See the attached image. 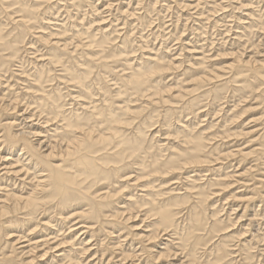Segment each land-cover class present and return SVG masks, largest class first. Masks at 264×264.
Returning <instances> with one entry per match:
<instances>
[{"label": "rangeland", "instance_id": "obj_1", "mask_svg": "<svg viewBox=\"0 0 264 264\" xmlns=\"http://www.w3.org/2000/svg\"><path fill=\"white\" fill-rule=\"evenodd\" d=\"M11 1L14 2L13 5H12ZM49 1L50 0H37V1L36 0H24V1H22V0H6L5 6L7 8L8 14H7L6 10H5V12H3V10L0 11V12H3V14L0 13V25H4V26H2L4 33H7L10 38H13L14 34L17 32L16 24L21 21L20 16H22V14H23L22 11L19 9V8H21V5L22 4L25 5V3H26V5H25L26 7L31 6V7H35L37 9V11H36L37 13H36L35 17H33L29 23L31 32L27 35L26 40L23 43L19 44V46H18L19 51H18L17 55L12 58L14 60L11 62L10 68L8 70L6 69V70L0 71V99L3 100L0 103V105H1L0 106V155H1V157L3 156L2 158L0 157L1 158V161H0V179H1L0 180V184H1L0 185V194H1L0 195V197H1L0 202H2V203H0V206H2V205L3 206H9V209H8L9 212H8V214L4 215L5 217L4 216L1 217V220H2L1 223H2V225L5 224V227L8 226L6 228L7 229L9 228V235H10V236H6V238H3V236H2V238L0 239V256H1L0 257V264H2L1 258H3V255H4V257L7 256L6 258H12L14 261H16L14 263H6L5 262L4 264H18V263H21V264H56V263L62 264L63 263V264H65L66 261H67L66 264H82V263L83 264H97V263L98 264H138V263L139 264H171V263L175 264L176 262H177L176 264H178V263L181 264L180 262H184L185 264H208L207 261L214 260V258H215L214 255L216 254L215 247L219 244V242H220V244H223L224 246H226L228 255L224 256L223 260L217 262L218 264H223V263L224 264H234V263L235 264H242L243 262L248 261V260L247 261L244 260V258L248 254L250 255V257L252 256L251 258H249V261L251 263H252V260H256V261H254L255 264H257L258 262H260L258 264H264L263 263L264 262V260H263L264 259V256H263L264 255V241H262V239H264L263 238L264 237V229H263L264 221H263V218L261 217L262 215H264V205H263L264 203H263V201L261 202V200H260L261 196L263 195L262 193L264 191V155H263V151H264L263 150L264 149V146H263V144H264V138H263L264 137V81L263 80L264 79L262 80L259 78L257 81V77L256 78L254 77L255 74L251 73L252 70L254 71V68H252V67H255V65H256V67L258 65H261V64L264 65V0H214V1H212V0H180V1L179 0H92V1L91 0H84V1L83 0H79V1L78 0H70V1L69 0H54V1L51 0V2H49ZM55 1H58V3ZM59 1H62V2H60L61 4L59 3ZM64 1H65V3H64ZM242 1H243V3H242ZM70 2H72V3H70ZM38 3H40V4L38 5ZM62 3H63V5H62ZM75 3H78V4H75ZM59 4H60V6H59ZM74 5H77V7H75ZM44 6L45 7L48 6L49 8L48 7L45 8ZM55 6L57 8H55ZM65 6L66 7L69 6L68 7L69 9L66 8ZM83 6H84V8H83ZM89 6H91V7H89ZM39 7L42 8V10ZM74 8H75V10H74ZM44 9H45V11H44ZM57 9H58V11H57ZM76 9H78V10L81 9V10L78 11ZM51 10H53V12ZM81 11H82V13H80ZM40 12H42V13H40ZM45 12L47 13V16H46ZM49 12L52 13L53 18ZM67 12H69L70 14ZM20 13H21V15H20ZM124 13H125V15H124ZM5 14H7V16ZM10 15H12V16H10ZM76 16H78L80 19H77L78 17H76ZM9 17H11V20H9ZM64 17L66 19H64ZM18 18H20V19H18ZM70 18L73 19V20H71V22H69ZM24 19L27 20V18H25V17H24ZM110 20L112 21L113 24L111 23ZM16 21H17V23H15ZM42 21H44V22L42 23ZM77 21H79L81 23H79ZM72 22H73V24H72ZM128 23H129V25H128ZM33 24H35V26H33ZM58 25H59V27H58ZM65 25H66V27H65ZM75 25H77V26H75ZM39 26H46V27L43 28V27H39ZM69 26L70 27L74 26L76 28H78V26H79V28L77 30L76 28H73V27L70 28ZM120 26H122V27H120ZM52 27H53V29H52ZM5 28H6V30H4ZM54 28L56 29V31ZM57 28L58 29L61 28L59 32L57 31ZM63 28L66 30H64ZM80 28H82V29H80ZM87 29H89V30H87ZM40 30L42 33L38 32ZM44 30L46 31V33L44 32ZM114 30H116V31H114ZM49 31H50V33H48ZM53 31H54V33H53ZM124 31H126L125 35H124V33H125ZM9 32L10 33L12 32V33L9 34ZM64 33H66V34L63 35ZM69 34L70 35L72 34L73 36L72 35L70 36ZM94 34H96V36ZM36 35H37V37H36ZM84 35H86V37H84ZM195 37H196V39H195ZM61 38L64 39L65 42L63 40H61ZM79 38H81V39H79ZM85 38H87V39H85ZM67 40L69 41V43L71 45H68L69 43ZM87 40H90V42H88ZM101 40H105L106 42L104 44H100ZM85 41L88 43L87 45H86ZM61 43H62V46H61ZM118 43H119V45H118ZM248 43H249V45H248ZM254 44H255V46H254ZM82 45H83V47H81ZM64 46L67 50L64 48ZM70 46H71V48H70ZM246 46H247V48H246ZM166 47H168L167 51L165 49ZM65 50L68 52H66ZM70 50H71L72 54H71ZM83 51H85V52H83ZM257 51H259L260 53ZM33 52H34V54H33ZM58 52H59V61L53 62L52 58H53L54 54L55 53L57 54ZM90 52L93 53V57H92V55H90L91 54ZM106 52H108V53H106ZM5 53H7V51ZM100 53H102V54H100ZM240 53H241V55H240ZM75 54L76 55L78 54V55L76 56ZM86 54L87 55L89 54L90 56L88 55L89 56L88 57ZM94 54L96 55V57ZM109 55H110V57H108ZM147 55H148V57H146ZM150 55H151V57H150ZM235 55H236V58L238 56L237 59H239L240 61L242 60V62H240L239 60H238L239 61L238 62L236 60V58L234 59ZM203 56H204V58H203ZM49 57L51 58V60ZM111 57H112V59H111ZM126 57H128V58H126ZM155 57H157V58H155ZM124 58H126V59H124ZM207 58H208V60H207ZM109 59H111L112 62ZM157 59H159L161 64H165V65L167 64V66L169 64L168 69L165 71V73L162 75L158 74L157 76H154L153 81H152L153 87H155L156 85H158V87L162 86L161 88H162V90H164L163 96L165 95V98L163 97L164 100L163 99L160 100V98L158 96H155V95L154 96L153 95H146L145 97L144 96L140 97V96H136V95L129 96L128 94H130L132 92V90H127L126 87L123 85L124 77H127V75H129L130 72L132 73L133 68L136 69V68H138V66H147V65L151 66V65H155L156 63H160V62L156 61ZM79 60H81V61L79 62ZM84 60H85V62H84ZM87 60H88V62H87ZM98 60H101V61H98ZM108 60L110 61V64H109ZM113 60L115 62H113ZM121 60H122V62H121ZM147 60H149V61L151 60V63H149V61H147ZM164 60H165V63H164ZM243 60H244V62H243ZM118 61H120V62L118 63ZM152 61H153V63H152ZM245 61L246 62L247 61L252 62L251 63V69L252 70H250V67H248V65H246V66L240 65L242 63L244 64ZM233 62H236V63H233ZM61 63H62V65H61ZM115 63L118 65H116ZM171 63H173L174 65H172ZM231 63H233V64L231 65ZM97 64H98V67H97ZM66 66H69V67H66ZM112 66H114L115 70L113 69ZM64 67L69 68V69L73 68V69L78 70V71H81L82 69L85 70L86 68L90 67L92 71H91V76L89 78V85H90V92L92 94L91 93L88 95L83 94L82 90H84V89L78 87L72 80H70V78L68 77L69 72ZM59 68H61V69L63 68L64 70L63 69L58 70ZM125 68H127V70ZM247 68H249V70ZM238 69L240 72L238 71ZM261 69H262V75L264 76V73H263L264 69L263 68H261ZM96 71H97V73H96ZM237 72L239 73L238 75H237ZM41 73H44V74H41ZM66 73H67V75H66ZM99 73H102V76ZM116 73H117V75H120V77L119 76L117 77ZM231 73L234 75H232ZM61 74H62V76H60ZM97 74H98V76H97ZM227 75H228V77H227ZM252 75H253V77H252ZM220 76L221 77L225 76V77H223L224 79H221ZM103 77L106 79H104ZM208 77H210L211 79ZM212 77H213V80L215 78H218V77L220 79L218 78V79L213 81ZM240 77H242V78H240ZM199 78H202L203 81H201V82L197 81V79H199ZM53 79H54V82H53ZM59 79H60V81H58ZM55 80H57L56 84L58 86L57 85L56 86L58 87V89L55 86ZM61 80H64L65 82L61 81ZM113 81L115 83H113ZM178 81H181V82L178 83ZM191 81H192V83H191ZM93 82H95V84ZM213 82H217V83H213ZM248 83H250V85L252 86V89L247 87ZM105 84H106V86H105ZM116 84H117V86H116ZM54 86H55V88H54ZM169 86H171V87H169ZM179 86L180 87L182 86V88H180ZM60 87H61V89L59 90ZM70 87H71V90L69 89ZM99 87L102 90L99 89ZM108 87H109V89H108ZM39 88H41V89H39ZM105 89L107 91L109 90V92H107ZM49 90H50V92H49ZM98 90L101 92H99ZM183 90H185V91H183ZM190 90H191V93H190ZM65 91H68V92H65ZM113 91H114V94H113ZM176 91L179 93H177ZM180 91L183 92L184 94L181 93ZM186 91H188V93H186ZM44 92L46 94H44ZM64 92H65V94H64ZM69 92L71 94H69ZM79 92H81V93H79ZM57 93H59V94H57ZM102 93H103V95H101ZM120 93H122V94H120ZM172 93H173V96H175V97L172 96ZM192 93H194V95ZM99 94L101 95L102 98L100 97ZM180 94H181V96H180ZM35 95H36V101L37 102L34 99ZM42 95H44L46 98H44V96H42ZM47 95L48 96L56 95L57 97L60 96L59 97L60 99L57 102V104L59 106L61 105V108L59 110H61V113L63 112V114H65V115L70 114L72 110H74V111L76 110L78 113L82 114V116H85L88 113L90 114V111H93L94 107L101 108V107H105L109 104H113V106H116V107H114V109H116V110L118 109L117 111L115 110L116 112L124 113L123 111L120 110V108L128 107L130 109L129 110L130 113L127 114L125 116V118L126 117L130 118V115L135 114V115L131 116L132 118L130 121L133 123H134V121H139V122H135L134 124L132 123L131 126L123 127L122 129L125 131V135L134 136L135 134H138L139 129L137 126H140L142 124V122L144 123V119H148V121L146 123L142 124V127H141L143 130V134H144V141H145L144 144H145V146H147V148H149L150 153H153V154L159 153L160 154V157H159L160 161L161 160L165 161V160L170 159L172 156H174L172 154H174V152H176L177 149L179 150L182 148H186L187 145L184 143V138L182 137V134L184 131L187 132L189 130H192V131L195 130L194 132H200L205 136L206 142H207L205 152H204V156L202 157V163L186 165L183 169H180V171H178V170H175L174 172L170 171L169 172L170 174L166 173V174H164V176L163 175H152L151 176V175L142 173L141 170H138L137 164H131L130 168L126 169L124 171V173H123L124 175L122 177H120L118 179L115 178V179L111 180V182L107 181V180H103V181L101 180L99 182L98 186L93 187L92 196L93 197L99 196L97 198V200L106 204V206L103 209V213L101 215V217L103 219L100 218V219L96 220V219L91 218L90 215H88V213L91 211L90 206H89V201L86 202V200H84V201L80 200L79 201V200H75V199L72 202H70L71 207L69 206V208H71V209L66 207V210L69 213H67L65 208H64V210L63 209L61 210L60 208H58L59 206H57L56 200H50L48 203L41 205L33 214H28L29 210H27V209H20V210L14 211V210H12L14 206L11 205V202L6 201V199H7L6 193L14 192L17 195L21 194L22 196L23 195L28 196L30 194H33L40 200H46L45 197H46V195H48V190L50 189V187L48 185H46V183H42L43 180L47 179L44 176H46L48 174V172L45 168H40L38 166H37L38 168L36 167L37 161H36V159H33V158H35L32 155L33 153L30 154V152L27 148L23 149V147H18L19 145H17L16 148H15V146H14V148L10 147L9 140L4 141L7 137V131H6V127H4L3 125L10 123V121L11 122L13 121L14 124L10 129L15 133H17L21 129H24L25 131L30 130V128L32 131H36L35 129H37V131H40L42 133L40 135L41 138H40V136H39V138H37L38 136L37 137L34 136V138L31 137L32 139H30V140L34 143V144L32 143L34 146L36 145L37 150L41 155H43L44 153L45 154L48 153L51 150L49 145L51 144L53 146V145L57 144L58 139H60V135H62L63 129L61 128V126L63 124V121H61V120L59 121V119H61V118L55 119V117L53 116L54 114H52L50 112V111H53L52 107L48 108V106L43 105V103H44L43 100L47 99V97H48ZM75 95L77 98L74 97ZM168 95H170V96L168 97ZM89 96L91 99L89 98ZM30 97H32V98H30ZM38 97H40V98H38ZM134 97H137V98L134 99ZM153 98L155 100L154 102L158 101L156 104H154ZM39 99H41L40 102H39ZM75 99H78V100L76 101ZM96 99H98V100H96ZM156 99H157V101H156ZM79 100H80V102H84V103L79 104L80 103ZM94 100H95V102H94ZM124 100H126V101H124ZM136 101H138L139 103L141 102V103L138 104V102H136ZM150 101H152V102H150ZM168 101H169V103H168ZM12 102H13V104H12ZM76 102H77V104H75ZM103 102L106 104H104ZM135 102L137 105L134 104ZM147 102H148V104H147ZM166 102H167V106H166ZM173 102L175 104L176 103L177 104L175 105ZM14 103H17V104H15L16 109H13ZM49 103L50 104L52 103L51 99H49ZM96 103H97V105H96ZM125 103H127V104L125 105ZM3 104L4 105H6V104L10 105L11 108L9 106L8 110L6 111L3 108L4 107ZM92 104H93V106H91ZM79 105H81L83 107H81ZM85 105H87V106H85ZM163 105H165L166 107ZM38 106H40V107H38ZM90 106H91V108H90ZM121 106H123V107H121ZM139 106H140L142 111L140 110V108H138ZM75 108H77V109H75ZM144 108H145V110H144ZM156 108L159 109L160 112L157 111ZM41 110L43 112H41ZM83 110H84V112H83ZM161 110H163V111L161 112ZM168 110H170V111H168ZM163 113L165 114V117H164ZM188 114L189 115L191 114L190 117ZM25 116L26 117L29 116V118H27V120H26ZM51 116H52V119H51ZM150 116H151L152 120H151ZM48 117H49V119H48ZM156 117L157 118L159 117V118L157 119ZM51 120H52V122H51ZM159 122H161V123H159ZM173 122H176V123H173ZM16 123L18 125H15ZM37 123H39V124H37ZM53 123H55V124H53ZM209 123H210V125H209ZM47 124H48V126H47ZM160 124L163 126H161ZM57 127H59V128H57ZM228 127H229V129H228ZM48 128H50V131H48L49 130ZM166 128H168L169 130ZM45 129H46V131H45ZM52 129H54V131ZM156 130H158V131H156ZM223 130H225V131H223ZM228 130H231V132ZM43 131H45V132H43ZM155 131L157 134L155 133ZM215 131H218V132H215ZM242 131H244V132L249 131V132L244 133ZM55 132L57 134H54ZM179 132L181 134H179ZM47 133H49V134H47ZM51 133H52V136H49ZM223 133H224V135H223ZM237 133H238V135H237ZM158 135H159V137H157ZM161 135H162V137H161ZM164 135H166V136H164ZM219 135H220V137H219ZM240 135H242V137ZM150 136H151V138H150ZM172 136H174V137H172ZM164 137H166V138H164ZM221 137L224 139H221ZM161 138H163V140ZM231 138H232V140H231ZM33 139H35V140H33ZM55 139H56V142H55ZM213 139H216L217 141L216 140L213 141ZM207 140H210V141H207ZM181 141H182V143H181ZM40 142H41L42 146H41ZM53 142H55V143H53ZM155 142H158V143H155ZM36 143L38 144V146ZM164 143H166V144H164ZM213 143H214V145L215 144L218 145V146H216L217 150H216L215 146L213 145ZM210 147H212V149ZM253 148H254V150H253ZM259 148H262V149H259ZM13 149L15 150L14 152L12 151ZM164 149H165V151H163ZM219 149H221L222 153ZM26 150H28V151H26ZM225 151H227V152H225ZM228 151L229 152L231 151V152L229 153ZM261 151H262V153H261L262 155L260 154ZM57 152H59V151H57ZM239 152L244 153L245 156L241 153L238 154ZM248 152L251 154H249ZM216 153H218V155ZM169 154H170V156H169ZM256 154H257V156H256ZM248 155H249V157H247ZM31 156H33V158ZM257 157H259V158L257 159ZM30 159L33 161L30 162L31 161ZM56 159H57L56 162L60 163L61 165H64L67 163L66 160L64 161V158H62L60 156L56 157ZM149 159L151 160V158H149ZM205 159H206V161H204ZM16 160H18V161H16ZM3 161H5V162L3 163ZM13 161H15V162H13ZM19 161H20L21 165L22 164L24 165L23 167L21 165H19L20 164ZM23 161H24V163H23ZM26 163H27V165L25 166ZM129 163H131V161H129ZM9 164H10V167L8 166ZM260 164H263V165L260 166ZM210 165H212V166L208 167ZM4 166L8 167L11 171H14V173L12 174V172H7L9 169H5ZM20 167L25 168V169H22V171H21ZM207 167L209 168V170ZM16 168L18 169V171H15ZM197 168H198V170H197ZM1 169L3 170V172ZM248 169L249 170L253 169L254 171L251 170L252 171L251 172ZM188 170H189V172H188ZM213 170H214V173H211V172H213ZM241 172H243V173H241ZM30 173L31 174L33 173L32 176ZM146 176H148V177H146ZM166 177H168V178H166ZM32 178H33V180H31ZM126 178H127V180H125ZM209 178H211V179H209ZM163 179H164V181H163ZM189 179H190V181H189ZM129 180H131V181L129 182ZM186 180H188V181H186ZM216 180H218V182ZM141 181H143V182H141ZM262 181H263V183H262ZM140 182H141V184H140ZM183 183H184V185H183ZM7 184H8V187H6ZM126 184H127V186H126ZM209 184H210V186H209ZM101 185H102V187H101ZM260 185L262 186V189H263L262 191L259 189ZM100 187H101V189H100ZM9 188H10V190H8ZM109 188H110V190H109ZM252 188H255V189H252ZM129 189H130V191H129ZM208 189H210V190H208ZM258 189L260 192H258ZM125 190L127 192H125ZM252 191H253V194H252ZM111 192H113V193H111ZM143 193H145V194H143ZM257 193H258V195H257ZM192 194H193V196H192ZM231 194H234V195H231ZM254 194L257 196H255ZM259 194H260V196H259ZM184 195H185V197H184ZM201 195H202V197H205V200L207 199L206 200L207 202H205V201L202 202V200H201L202 197L197 198V197H200ZM252 195L255 197H253ZM4 196H5V199H4ZM103 196H106V197L102 198ZM231 196H233V197H231ZM246 196H247V199L245 198ZM141 197H142V199H141ZM242 197L244 200L242 199ZM257 197L258 198L260 197V198L258 199ZM131 198L133 200H131ZM173 198H174V201H173ZM180 198L182 200L186 199L187 205H190V207L193 204H196V205L201 204V206L203 208L202 214L206 213V214H203V220L205 222L207 220L208 221L205 223V230H200L198 233L199 234L201 233L200 235H202L203 237H211V236L213 237L207 243V245H200V248L198 246V248L196 249V252H195V258L194 259L189 254L190 245L184 243L183 237L180 238L181 237L180 234L184 233V231L186 230L185 225L189 224V221H188L189 217H187V216H189L188 214H189V210H190V207L187 206L186 203H182V204L180 203L181 204L180 206L179 205L173 206L174 203H179L178 201H181ZM116 199H118V200H116ZM152 199L155 200V203L157 205L171 204L173 206L175 213H177L175 216V224L173 226H170V227L169 226L168 227H163V226L161 227V225L159 226L157 223V221H158L157 217L158 216L152 215L151 214L152 212H149L148 210L146 211V209L150 208V204L148 202H150ZM194 199H195V201H194ZM239 199L240 200L242 199V200L240 201ZM246 200H248V201H246ZM190 201L192 203H190ZM5 203H7V205ZM132 203H134V205ZM210 203H211V206H210ZM260 203L261 204L263 203V204L260 205ZM243 204H245V206ZM247 204H249V205H247ZM144 205H145V207H144ZM183 205L185 207H183ZM250 205H251V208H250ZM233 206H235V207H233ZM122 207H125V208L123 209ZM143 207L146 209H144ZM204 207H205V209H204ZM261 207H263V208H261ZM118 208H119V210H117ZM215 208H217L216 209L217 211L215 210ZM248 208H250V209H248ZM245 209H246L245 216L242 217L241 219L238 218V217H240L239 214L242 215ZM105 210L107 212H105ZM59 211H61V212H59ZM124 211H125V215H124ZM234 211H236L237 213ZM247 211H248V213H247ZM22 212H23V214H22ZM119 212H121V213H119ZM127 212H129V213H127ZM45 213H47L50 216L48 217V215ZM213 213H215V214H213ZM26 214H28V215H26ZM118 214H120V216ZM129 214H131V215H129ZM181 214H183V215H181ZM229 214H232V215L228 216ZM11 215H13V216H11ZM126 215H127V217H125ZM133 215H134V217H133ZM253 215H254V218H253ZM131 216H132V218H131ZM146 216H148V217H146ZM236 216H237V218H236ZM251 216H252V219H251ZM257 216H258V218H257ZM259 216H260V218H259ZM61 217L65 218L66 220L62 219ZM116 217L119 219H117ZM123 217H124V219H123ZM153 217H155V218H153ZM183 217H184V219H183ZM204 217H205V219H204ZM104 218H106V220ZM134 218H136V219H134ZM152 218H153V220H152ZM233 218L235 219L234 221H233ZM110 219L112 221H110ZM257 219L258 220L260 219L259 220L260 222H258ZM181 220L183 223H181ZM225 220H226V222H225ZM28 221H30V224L28 223ZM105 221H107V222H105ZM117 221L119 222V224L121 226L118 224ZM215 221L216 222L218 221L223 226H228V227L225 231L218 232L219 234L215 233L213 235H210L209 230L211 229V227L215 223ZM250 221H252V223ZM15 222H17L18 224ZM43 222H45V223H43ZM185 222H187V223H185ZM249 222L252 225L249 224ZM256 222H257V224H256ZM115 223H116L117 227L115 226ZM154 223H155V225H154ZM180 223H181V225H179ZM11 224H15V225H11ZM31 224H33V226ZM175 225H176V227H175ZM232 225H233V229L231 228ZM258 226L260 229L258 228ZM58 228H59V231H58ZM66 228H68V229H66ZM82 228H84V229L82 230ZM165 229H166V231H165ZM256 229H257V231H256ZM44 230H47V231H44ZM54 230H55V233H53ZM106 230H107V232H106ZM169 230H171V231L169 232ZM241 230H242V232H241ZM261 230L263 231V233H261ZM252 231H254V232H252ZM107 233L112 235V238L109 237L110 235H107ZM244 233H246V234H244ZM47 234H49V235L47 236ZM149 234L151 236H149ZM252 234H254V236ZM72 235H74V236H72ZM25 236H26V238H25ZM52 236L55 239H53ZM232 236H235V237H232ZM167 237H168V239H167ZM217 238H220V239H217ZM24 239H26V240H24ZM47 239H49V240H47ZM171 239L173 240L172 242H171ZM238 239H240V240H238ZM14 240H15V242H14ZM39 240H41V241H39ZM249 240H250V242H249ZM37 241H38V243H37ZM42 241H44L45 243L42 244ZM54 241H55V243H54ZM58 241H59V244L57 243ZM211 241H212V246L210 243ZM261 241H262L263 246L261 245ZM101 242H103V243L101 244ZM213 242H215V244ZM11 243H14L16 245V247L14 244H11ZM46 243H48V245ZM110 243H112V244H110ZM253 243H255V244H253ZM55 244H56V246H55ZM237 244H239V245H237ZM21 245L22 246L28 245V246L22 247ZM41 245H43L42 246L43 248L40 247ZM45 246L47 247V250H45L46 249ZM121 246H122V248H121ZM55 247H58V248L60 247V248L56 249ZM247 247L248 248L250 247V248L248 249ZM32 248H33V250H32ZM48 248H50V250H48ZM230 248H231V250H230ZM35 249H36V251H34ZM52 249H53V251H52ZM204 249L206 251H204ZM241 249H242V252H241ZM252 249H255V251ZM258 249H259V251H258ZM65 250H67L68 252L66 253ZM26 251H27L28 255H27ZM33 251H34V253L31 254V252H33ZM20 252H21V254H20ZM73 252L75 255L73 254ZM260 252L261 253L263 252L262 253L263 255H259V254H261ZM45 253H47V254L45 255ZM53 253L55 255H53ZM65 253H66V256H63V255H65ZM131 253H133V254L131 255ZM200 253H202L203 255ZM240 253H241V256H240ZM124 254L127 256L129 255V257H125ZM134 254H136V255H134ZM51 255H52V257H51ZM171 255L173 257H171ZM237 255H238V257H237ZM153 256H155L156 258ZM163 256H166V257H164L165 259H163ZM187 256H188V258H187ZM197 256H199V257H197ZM68 257L70 259L66 260V259H68ZM170 257H171V259L172 258H174V259L171 260ZM177 257L180 260L177 259ZM181 257L182 258L185 257V258L182 259ZM190 257L193 260H190ZM241 257H242V260H241ZM59 258H61V259L59 260ZM85 258H86V260H85ZM133 258H135V259H133ZM228 258H230V259H228ZM120 259H122V260H120ZM154 259H155V261H154ZM99 260H100V262H99ZM258 260H260V261H258ZM262 260H263V262H262ZM154 262H156V263H154ZM217 263H214V264H217ZM254 263H252V264H254Z\"/></svg>", "mask_w": 264, "mask_h": 264}, {"label": "bare ground", "instance_id": "obj_2", "mask_svg": "<svg viewBox=\"0 0 264 264\" xmlns=\"http://www.w3.org/2000/svg\"><path fill=\"white\" fill-rule=\"evenodd\" d=\"M6 0H0V11H2L3 10V12H5V10L7 11V8H6V6H5V2ZM22 1H24V0H22ZM37 1V0H36ZM54 1V0H53ZM70 1V0H69ZM79 1V0H78ZM84 1V0H83ZM92 1V0H91ZM180 1V0H179ZM212 1H214V0H212ZM28 2V1H27ZM44 2V1H43ZM49 2H51V0L49 1ZM55 2H57L58 3V1H55ZM54 2V3H55ZM60 2H62V1H59V3ZM81 2V1H80ZM11 3H12V5H13V3L14 2H12L11 1ZM41 3V2H40ZM40 3H38V5L40 4ZM53 3V4H54ZM64 3H65V1H64ZM70 3H72V2H70ZM93 3V2H92ZM125 3V2H124ZM242 3H243V1H242ZM51 4V3H50ZM56 4V3H55ZM61 4V3H60ZM60 4H59V6H60ZM75 4H78V3H75ZM119 4V3H118ZM190 4V3H189ZM21 5V4H20ZM25 5H26V3H25ZM25 5H21V8H19L21 11H22V16H20L21 15V13H20V18H21V21L20 22H18L17 23V21L15 22V23H17L16 24V27H17V32L14 34V36H13V38H10L9 36H8V34L7 33H4V31H3V27L2 26H4V25H0V71L1 70H8L9 68H10V64H11V62L14 60V59H12L14 56H16L17 55V53H18V51H19V48H18V46H19V44L20 43H23L25 40H26V37H27V35L31 32L30 31V25H29V23H30V21H31V19L33 18V17H35V15H36V11H37V9L35 8V7H26ZM37 5V6H38ZM43 5V4H42ZM62 5H63V3H62ZM61 5V6H62ZM66 5V4H65ZM73 5V4H72ZM83 5V4H82ZM90 5V4H89ZM94 5V4H93ZM183 5V4H182ZM234 5V4H233ZM49 6V5H48ZM47 6V7H48ZM71 6V5H70ZM75 7H77V5H74ZM86 6V5H85ZM113 6V5H112ZM137 6V5H136ZM16 7V6H15ZM20 7V6H19ZM45 7V6H44ZM43 7V8H44ZM47 7H45V8H47ZM52 7V6H51ZM66 7V6H65ZM64 7V8H65ZM69 7V6H68ZM68 7H66V8H68ZM80 7V6H79ZM89 7H91V6H89ZM94 7V6H93ZM189 7V6H188ZM226 7V6H225ZM248 7V6H247ZM17 8V7H16ZM15 8V9H16ZM40 8V7H39ZM49 8V7H48ZM55 8H57L56 6H55ZM83 8H84V6H83ZM223 8V7H222ZM41 10H42V8H40ZM69 9V8H68ZM82 9V8H81ZM81 9H79V10H81ZM17 10V9H16ZM65 10V9H64ZM73 10V9H72ZM74 10H75V8H74ZM73 10V11H74ZM76 10H78V9H76ZM78 10V11H79ZM96 10V9H95ZM44 11H45V9H44ZM49 11V10H48ZM52 12H53V10H51ZM57 11H58V9H57ZM68 11V10H67ZM97 11V10H96ZM122 11V10H121ZM3 12H0V13H2L3 14ZM10 12V11H9ZM15 12V11H14ZM66 12V11H65ZM98 12V11H97ZM100 12V11H99ZM124 12V11H123ZM231 12V11H230ZM40 13H42V12H40ZM46 13V12H45ZM51 15H52V13L51 12H49ZM48 13V14H49ZM67 13H69V12H67ZM66 13V14H67ZM80 13H82V11L80 12ZM88 13V12H87ZM121 13V12H120ZM7 14H8V11H7ZM7 14H5L6 16H7ZM70 14V13H69ZM68 14V15H69ZM75 14V13H74ZM73 14V15H74ZM107 14V13H106ZM251 14V13H250ZM62 15V14H61ZM124 15H125V13H124ZM10 16H12V15H10ZM46 16H47V13H46ZM60 16V15H59ZM67 16V15H66ZM75 16V15H74ZM81 16V15H80ZM182 16V15H181ZM213 16V15H212ZM17 17V16H16ZM24 17L25 18H27V20L26 19H24ZM76 17H78V16H76ZM82 17V16H81ZM123 17V16H122ZM254 17V16H253ZM20 18H18V19H20ZM52 18H53V15H52ZM60 18V17H59ZM86 18V17H85ZM113 18V17H112ZM182 18V17H181ZM64 19H66L65 17H64ZM77 19H80L79 17L77 18ZM88 19V18H87ZM98 19V18H97ZM131 19V18H130ZM9 20H11V17H9ZM8 20V21H9ZM45 20V19H44ZM54 20V19H53ZM63 20V19H62ZM61 20V21H62ZM71 20H73V19H71L70 18V20H69V22H71ZM86 20V19H85ZM242 20V19H241ZM92 21V20H91ZM111 21V20H110ZM237 21V20H236ZM14 22V21H13ZM37 22V21H36ZM39 22V21H38ZM44 21H42V23H43ZM56 22V21H55ZM74 22V21H73ZM73 22H72V24H73ZM77 22H79V21H77ZM86 22V21H85ZM48 23V22H47ZM59 23V22H58ZM61 23V22H60ZM79 23H81V22H79ZM111 23H112V21H111ZM62 24V23H61ZM71 24V25H72ZM76 24V23H75ZM113 24V23H112ZM32 25V24H31ZM45 25V24H44ZM70 25V24H69ZM81 25V24H80ZM79 25V26H80ZM128 25H129V23H128ZM135 25V24H134ZM234 25V24H233ZM33 26H35V24H33ZM38 26V25H37ZM47 26V25H46ZM46 26H39V27H46ZM53 26V25H52ZM63 26V25H62ZM75 26H77V25H75ZM79 26H78V28H79ZM82 26V25H81ZM140 26V25H139ZM242 26V25H241ZM38 27V28H39ZM51 27V26H50ZM58 27H59V25H58ZM65 27H66V25H65ZM64 27V28H65ZM70 27V26H69ZM71 27H73V28H76V27H74V26H71ZM70 27V28H71ZM92 27V26H91ZM107 27V26H106ZM120 27H122V26H120ZM37 28V27H36ZM48 28V27H47ZM63 28V29H64ZM78 28H76L77 30H78ZM103 28V27H102ZM114 28V27H113ZM131 28V27H130ZM246 28V27H245ZM263 28V27H262ZM32 29V28H31ZM42 29V28H41ZM52 29H53V27H52ZM55 29V28H54ZM60 29L61 28H57V31L59 32L60 31ZM69 29V28H68ZM75 29V30H76ZM80 29H82V28H80ZM116 29V28H115ZM259 29V28H258ZM4 30H6V28L4 29ZM12 30V29H11ZM39 30V29H38ZM64 30H66V29H64ZM70 30V29H69ZM74 30V31H75ZM87 30H89V29H87ZM94 30V29H93ZM102 30V29H101ZM9 31V30H8ZM13 31V30H12ZM55 31H56V29H55ZM63 31V30H62ZM68 31V30H67ZM104 31V30H103ZM110 31V30H109ZM114 31H116V30H114ZM127 31V30H126ZM126 31H124L125 33H124V35L126 34ZM6 32V31H5ZM36 32V31H35ZM38 32H41V30L40 31H38ZM44 32L46 33V31L44 30ZM88 32V31H87ZM129 32V31H128ZM12 33V32H11ZM10 32H9V34H11ZM42 33V32H41ZM48 33H50V31L48 32ZM47 33V34H48ZM53 33H54V31H53ZM72 33V32H71ZM75 33V32H74ZM104 33V32H103ZM122 33V32H121ZM66 33H64L63 35H65ZM78 34V33H77ZM83 34V33H82ZM110 34V33H109ZM34 35V34H33ZM41 35V34H40ZM52 35V34H51ZM58 35V34H57ZM70 35V34H69ZM72 35V34H71ZM70 35V36H71ZM76 35V34H75ZM95 36H96V34H94ZM180 35V34H179ZM32 36V35H31ZM35 36V35H34ZM39 36V35H38ZM44 36V35H43ZM73 36V35H72ZM108 36V35H107ZM110 36V35H109ZM181 36V35H180ZM36 37H37V35H36ZM45 37V36H44ZM53 37V36H52ZM84 37H86V35H84ZM94 37V36H93ZM168 37V36H167ZM29 38V37H28ZM73 38V37H72ZM107 38V37H106ZM193 38V37H192ZM40 39V38H39ZM67 39V38H66ZM65 39V40H66ZM79 39H81V38H79ZM85 39H87V38H85ZM195 39H196V37H195ZM41 40V39H40ZM44 40V39H43ZM50 40V39H49ZM61 40H63L64 41V39H62L61 38ZM83 40V39H82ZM143 40V39H142ZM68 41V40H67ZM81 41V40H80ZM88 42H90V40H87ZM27 42V41H26ZM44 42V41H43ZM55 42V41H54ZM65 42V41H64ZM63 42V43H64ZM86 42V41H85ZM84 42V43H85ZM106 41L105 40H101V42H100V44H104ZM145 42V41H144ZM163 42V41H162ZM68 43H69V41H68ZM88 43L86 42V45H87ZM94 44V43H93ZM92 44V45H93ZM96 44V43H95ZM31 45V44H30ZM33 45V44H32ZM68 45H71L70 43L68 44ZM118 45H119V43H118ZM248 45H249V43H248ZM55 46V45H54ZM61 46H62V43H61ZM67 46V45H66ZM75 46V45H74ZM73 46V47H74ZM78 46V45H77ZM85 46V45H84ZM97 46V45H96ZM99 46V45H98ZM109 46V45H108ZM141 46V45H140ZM143 46V45H142ZM254 46H255V44H254ZM29 47V46H28ZM42 47V46H41ZM69 47V46H68ZM81 47H83V45L81 46ZM61 48V47H60ZM64 48H65V46H64ZM70 48H71V46H70ZM101 48V47H100ZM141 48V47H140ZM164 48V47H163ZM168 47H166L165 49H166V51L168 50L167 49ZM246 48H247V46H246ZM245 48V49H246ZM28 49V48H27ZM66 49V48H65ZM73 49V48H72ZM89 49V48H88ZM93 49V48H92ZM244 49V50H245ZM59 50V49H58ZM64 50V49H63ZM62 50V51H63ZM67 50V49H66ZM65 50V51H66ZM84 50V49H83ZM86 50V49H85ZM7 51V53H5ZM77 51V50H76ZM87 51V50H86ZM94 51V50H93ZM92 51V52H93ZM103 51V50H102ZM145 51V50H144ZM143 51V52H144ZM165 51V50H164ZM30 52V51H29ZM66 52H68V51H66ZM70 52H71V50H70ZM83 52H85V51H83ZM88 52V51H87ZM96 52V51H95ZM94 52V53H95ZM130 52V51H129ZM257 52H259V51H257ZM31 53V52H30ZM64 53V52H63ZM91 53V52H90ZM99 53V52H98ZM106 53H108V52H106ZM260 53V52H259ZM33 54H34V52H33ZM71 54H72V52H71ZM100 54H102V53H100ZM111 54V53H110ZM230 54V53H229ZM257 54V53H256ZM29 55V54H28ZM76 55V54H75ZM78 55V54H77ZM76 55V56H77ZM87 55V54H86ZM89 55V54H88ZM87 55V56H88ZM90 55H92V57H93V53H91ZM89 55V56H90ZM95 55V54H94ZM114 55V54H113ZM204 55V54H203ZM240 55H241V53H240ZM251 55V54H250ZM249 55V56H250ZM263 55V54H262ZM25 56V55H24ZM73 56V55H72ZM75 56V57H76ZM88 56V57H89ZM161 56V55H160ZM171 56V55H170ZM233 56V55H232ZM32 57V56H31ZM95 57H96V55H95ZM94 57V58H95ZM108 57H110V55L108 56ZM142 57V56H141ZM140 57V58H141ZM146 57H148V55L146 56ZM150 57H151V55H150ZM39 58V57H38ZM50 58V57H49ZM126 58H128V57H126ZM126 58H124V59H126ZM132 58V57H131ZM138 58V57H137ZM155 58H157V57H155ZM203 58H204V56H203ZM236 58V55H235V57H234V59ZM237 58H238V56H237ZM236 58V60L238 61L239 59H237ZM48 59V58H47ZM81 59V58H80ZM90 59V58H89ZM101 59V58H100ZM104 59V58H103ZM111 59H112V57H111ZM111 59H109V60H111ZM136 59V58H135ZM147 59V58H146ZM178 59V58H177ZM243 59V58H242ZM245 59V58H244ZM258 59V58H257ZM260 59V58H259ZM33 60V59H32ZM50 60H51V58H50ZM108 60V62H109V64H110V61ZM117 60V59H116ZM128 60V59H127ZM166 60V59H165ZM165 60H164V63H165ZM207 60H208V58H207ZM249 60V59H248ZM252 60V59H251ZM256 60V59H255ZM19 61V60H18ZM52 61L53 62H55V61H59V52L56 54H54V56H53V58H52ZM81 60H79V62H80ZM98 61H101V60H98ZM104 61V60H103ZM124 61V60H123ZM126 61V60H125ZM141 61V60H140ZM147 61H149V60H147ZM157 62H160L159 61V59H157L156 60ZM167 61V60H166ZM169 61V60H168ZM172 61V60H171ZM240 61V60H239ZM238 61V62H239ZM257 61V60H256ZM255 61V62H256ZM262 61V60H261ZM84 62H85V60H84ZM87 62H88V60H87ZM111 62H112V60H111ZM113 62H115L114 60H113ZM120 61H118V63H119ZM121 62H122V60H121ZM136 62V61H135ZM173 62V61H172ZM201 62V61H200ZM199 62V63H200ZM240 62H242V60L240 61ZM243 62H244V60H243ZM260 62V61H259ZM124 63V62H123ZM142 63V62H141ZM149 63H151V60L149 61ZM152 63H153V61H152ZM155 63V62H154ZM169 63V62H168ZM233 63H236V62H233ZM233 63H231V65L233 64ZM251 63L252 62H249V61H245V63L243 64H240V65H248V67H250V70H252L251 69ZM65 64V63H64ZM79 64V63H78ZM116 64V63H115ZM172 65H174L173 63H171ZM192 64V63H191ZM61 65H62V63H61ZM75 65V64H74ZM83 65V64H82ZM116 65H118V64H116ZM121 65V64H120ZM127 65V64H126ZM131 65V64H130ZM147 65V64H146ZM254 65V64H253ZM258 65V64H257ZM59 66V65H58ZM167 66V64L165 65V64H161V62L160 63H156L155 65H147V66H138V68H136V69H134L133 68V71H132V73L130 72V74L129 75H127V77H124V79H123V85L126 87V89L127 90H132V92L130 93V94H128L129 96H131V95H136V96H140V97H145L146 95H155V96H158L159 98H160V100L161 99H163V97L165 98V95L163 96V94H164V90H162V86H160V87H158V85H156L155 87H153L152 86V81H153V77L154 76H157L158 74L159 75H162V74H164L165 73V71L168 69V66H169V64H168V66ZM66 67H69V66H66ZM66 67H64L65 69H67V71L69 72H67L68 73V77L70 78V80H72L78 87H80V88H83L84 90H82V92H83V94H86V95H88V94H90L91 92H90V85H89V78H90V76H91V68L90 67H88V68H86L85 70H81V71H78V70H75V69H69V68H66ZM86 67V66H85ZM97 67H98V64H97ZM113 67V69H114V66H112ZM192 67V66H191ZM237 67V66H236ZM56 68V67H55ZM71 68V67H70ZM75 68V67H74ZM80 68V67H79ZM84 68V67H83ZM121 68V67H120ZM179 68V67H178ZM252 68H254V71L252 70V74H255L254 75V77L256 78L257 77V81H258V79L260 78V79H264V76L262 75V69L261 68H263L264 69V65L263 64H261V65H258L257 67H256V65H255V67H252ZM61 68H59L58 70H60ZM63 69V68H62ZM61 69V70H62ZM77 69V68H76ZM94 69V68H93ZM96 69V68H95ZM112 69V70H113ZM126 70H127V68H125ZM248 70H249V68H247ZM64 70V69H63ZM115 70V69H114ZM131 70V69H130ZM234 70V69H233ZM237 70V69H236ZM99 71V70H98ZM111 71V70H110ZM109 71V72H110ZM238 71H239V69H238ZM16 72V71H15ZM57 72V71H56ZM95 72V71H94ZM100 72V71H99ZM118 72V71H117ZM216 72V71H215ZM240 72V71H239ZM249 72V73H250ZM20 73V72H19ZM22 73V72H21ZM67 73H66V75H67ZM93 73V72H92ZM96 73H97V71H96ZM103 73V72H102ZM102 73H99V74H101V76H102ZM111 73V72H110ZM120 73V72H119ZM264 73V72H263ZM41 74H44V73H41ZM40 74V75H41ZM104 74V73H103ZM106 74V73H105ZM217 74V73H216ZM232 74V73H231ZM239 73L237 72V75H238ZM116 75H117V73H116ZM232 75H234V74H232ZM50 76V75H49ZM57 76V75H56ZM60 76H62V74L60 75ZM97 76H98V74H97ZM109 76V75H108ZM120 77V75H117V77ZM204 76V75H203ZM208 76V75H207ZM206 76V77H207ZM216 76V75H215ZM219 76V75H218ZM250 76V75H249ZM162 77V76H161ZM160 77V78H161ZM198 77V76H197ZM205 77V78H206ZM223 77H225V76H223ZM223 77H221L220 76V78L221 79H224ZM227 77H228V75H227ZM233 77V76H232ZM252 77H253V75H252ZM94 78V77H93ZM104 78V77H103ZM116 78V77H115ZM208 78H210V77H208ZM219 78V77H218ZM218 78H215L214 80H216V79H218ZM219 78V79H220ZM234 78V77H233ZM240 78H242V77H240ZM35 79V78H34ZM100 79V78H99ZM104 79H106V78H104ZM119 79V78H118ZM157 79V78H156ZM211 79V78H210ZM252 79V78H251ZM112 80V79H111ZM120 80V79H119ZM118 80V81H119ZM184 80V79H183ZM208 80V79H207ZM212 80H213V77H212ZM213 80V81H214ZM232 80V79H231ZM56 81L57 80H55V86L57 85L56 84ZM58 81H60V79L58 80ZM61 81H64V80H61ZM105 81V80H104ZM165 81V80H164ZM193 81V80H192ZM192 81H191V83H192ZM197 81H199V82H201V81H203V79L202 78H199V79H197ZM206 81V80H205ZM264 81V80H263ZM262 81V82H263ZM50 82V81H49ZM48 82V83H49ZM53 82H54V79H53ZM65 82V81H64ZM63 82V83H64ZM109 82V81H108ZM107 82V83H108ZM158 82V81H157ZM166 82V81H165ZM181 81H178V83H180ZM195 82V81H194ZM22 83V82H21ZM94 84H95V82H93ZM113 83H115L114 81H113ZM121 83V82H120ZM213 83H217V82H213ZM69 84V83H68ZM111 84V83H110ZM231 84V83H230ZM48 85V84H47ZM60 85V84H59ZM64 85V84H63ZM74 85V84H73ZM113 85V84H112ZM182 85V84H181ZM10 86V85H9ZM55 86H54V88H55ZM58 86V85H57ZM56 86V87H57ZM105 86H106V84H105ZM116 86H117V84H116ZM119 86V85H118ZM190 86V85H189ZM26 87V86H25ZM50 87V86H49ZM63 87V86H62ZM77 87V88H78ZM94 87V86H93ZM121 87V86H120ZM169 87H171V86H169ZM180 87V86H179ZM194 87V86H193ZM213 87V86H212ZM247 87L248 88H250V89H252V86L250 85V83H248L247 84ZM66 88V87H65ZM180 88H182V86L180 87ZM185 88V87H184ZM191 88V87H190ZM204 88V87H203ZM39 89H41V88H39ZM57 89H58V87H57ZM61 89V87L59 88V90ZM70 90H71V87L69 88ZM73 89V88H72ZM95 89V88H94ZM99 89H101L100 87H99ZM108 89H109V87H108ZM117 89V88H116ZM153 89V90H152ZM168 89V88H167ZM188 89V88H187ZM192 89V88H191ZM232 89V88H231ZM44 90V89H43ZM56 90V89H55ZM58 90V91H59ZM64 90V89H63ZM67 90V89H66ZM74 90V89H73ZM77 90V89H76ZM102 90V89H101ZM106 90V89H105ZM121 90V89H120ZM189 90V89H188ZM45 91V90H44ZM93 91V90H92ZM99 91V90H98ZM107 91V90H106ZM151 91V92H150ZM166 91V90H165ZM183 91H185V90H183ZM194 91V90H193ZM31 92V91H30ZM36 92V91H35ZM46 92V91H45ZM44 92V94H46ZM49 92H50V90H49ZM57 92V91H56ZM65 92H68V91H65ZM65 92H64V94H65ZM99 92H101V91H99ZM103 92V91H102ZM107 92H109V90L107 91ZM177 92V91H176ZM175 92V93H176ZM181 92V91H180ZM42 93V92H41ZM40 93V94H41ZM54 93V92H53ZM79 93H81V92H79ZM96 93V92H95ZM104 93V92H103ZM103 93L101 94V95H103ZM112 93V92H111ZM177 93H179V92H177ZM181 93H183V92H181ZM186 93H188V91H186ZM190 93H191V90H190ZM36 94V93H35ZM39 94V95H40ZM51 94V93H50ZM49 94V95H50ZM57 94H59V93H57ZM69 94H71L70 92H69ZM92 94V93H91ZM113 94H114V91H113ZM117 94V93H116ZM119 94V93H118ZM120 94H122V93H120ZM184 94V93H183ZM193 95H194V93H192ZM34 95V94H33ZM37 95V94H36ZM36 95H35V97H34V99H35V101H36ZM74 95V94H73ZM100 95V94H99ZM101 95H100V97H101ZM196 95V94H195ZM203 95V94H202ZM2 96V95H1ZM42 96H44V95H42ZM48 96V95H47ZM78 96V95H77ZM92 96V95H91ZM108 96V95H107ZM111 96V95H110ZM170 95H168V97H169ZM172 96H173V93H172ZM180 96H181V94H180ZM197 96V95H196ZM227 96V95H226ZM60 97V96H59ZM59 97H57L56 95H51V96H48L47 97V99H44L43 100V105L44 106H48V108H51L52 107V109H53V111H50L52 114H54L53 116L55 117V119H57V118H61V119H59V121L61 120V121H63V124H62V126H61V128L63 129V132H62V135H60V139H58V141H57V144H55V145H49V147L51 148V150L48 152V153H42L43 155H41L39 152H38V150H37V147H36V145L34 146L33 144V142L30 140V139H32V138H34V136H38L37 138H39V136L42 134L40 131H37V129H35L36 131H32L31 130V128H30V130H28V131H25L24 129H21V130H19L17 133H15V132H13L10 128L13 126V121L11 122L10 121V123H8V124H5V125H3L4 127H6V131H7V137H6V139L4 140V141H8L9 140V145H10V147H13L14 148V146H15V148H16V146L17 145H19L18 147H23V149H25V148H27L28 150H29V152H30V154L31 153H33L32 155L35 157V158H33V156H31L33 159H36V161H37V163H36V167L38 166V167H40V168H45L46 170H47V172H48V174L46 175V176H44V177H46L47 179L46 180H43L42 181V183H46V185H48L49 187H50V189L48 190V195H46V197H45V199L46 200H40V199H38L35 195H33V194H30V195H28V196H22L21 194L20 195H17L16 193H14V192H8V193H6L7 194V196H6V201H10L11 202V205H13L14 207H13V209L12 210H20V209H27V210H29V212H28V214H33L41 205H43V204H45V203H48L50 200H56L57 201V206H59L58 208H60L61 210L63 209L64 210V208H65V210H66V207H68L69 208V206L71 207V205H70V202H72L74 199L75 200H86V202L87 201H89V206H90V209H91V211L88 213V215H90L91 216V218H93V219H96V220H98V219H103L102 217H101V215H102V213H103V209H104V207L106 206V204L105 203H103V202H101V201H98L97 200V198L99 197H93L92 196V194H93V192H92V189H93V187H95V186H98V184H99V182L102 180H107V181H110L111 182V180H113V179H118V178H120V177H122L124 174V171L126 170V169H129L130 168V165L131 164H137L138 165V170H141L142 171V173H145V174H148V175H163L164 176V174H168L170 171H172V172H174L175 170H178V171H180V169H183L186 165H191V164H200V163H202V157L204 156V152H205V148H206V145H207V142H206V138H205V136L202 134V133H200V132H194V131H192V130H189V131H187V132H183V134H182V137L184 138V143L187 145L186 146V148H182V149H177V151L176 152H174V154H172V155H174V156H172L170 159H168V160H165V161H160L159 160V157H160V154L159 153H156V154H153V153H150L149 152V148H147V146H145V144H144V134H143V130H142V124H144V123H146L147 121H148V119H144V123L142 122V124L140 125V126H137L138 127V129H139V132H138V134H135L134 136H128V135H125V131L122 129L123 127H125V126H131L132 125V123L133 122H131L130 120H131V116H133V115H135V114H133V115H130V118L129 117H126L125 118V116L127 115V114H129L130 112H129V108L128 107H123V106H121V107H123V108H120V110L121 111H123L124 113H118V112H116L117 110L116 109H114V107H116V106H113V104H109V105H107V106H105V107H101V108H98V107H94V110L93 111H90V114L88 113V114H86L85 116H82V114H80V113H78L76 110L74 111V110H70L71 111V113L70 114H68V115H65V114H63V112L61 113V110H59L60 108H61V105L59 106L58 104H57V102L59 101ZM63 97V96H62ZM75 98H77L76 97V95L74 96ZM104 97V96H103ZM112 97V96H111ZM152 97V96H151ZM173 97H175V96H173ZM186 97V96H185ZM30 98H32V97H30ZM38 98H40V97H38ZM43 98V97H42ZM44 98H46L45 96H44ZM73 98V97H72ZM82 98V97H81ZM80 98V99H81ZM89 98H90V96H89ZM99 98V97H98ZM102 98V97H101ZM120 98V97H119ZM122 98V97H121ZM130 98V97H129ZM132 98V97H131ZM135 98H137V97H134V99ZM255 98V97H254ZM49 99H51L52 100V103L50 104L49 103ZM91 99V98H90ZM95 99V98H94ZM104 99V98H103ZM133 99V98H132ZM143 99V98H142ZM146 99V98H145ZM151 99V98H150ZM175 99V98H174ZM173 99V100H174ZM5 100V99H4ZM40 100L41 99H39V102H40ZM76 101L78 100V99H75ZM86 100V99H85ZM96 100H98V99H96ZM105 100V99H104ZM117 100V99H116ZM123 100V99H122ZM147 100V99H146ZM164 100V99H163ZM162 100V101H163ZM183 100V99H182ZM3 100L2 99H0V103L2 102ZM13 101V100H12ZM70 101V100H69ZM68 101V102H69ZM82 101V100H81ZM89 101V100H88ZM101 101V100H100ZM124 101H126V100H124ZM134 101V100H133ZM132 101V102H133ZM145 101V100H144ZM155 100H154V98H153V102H154ZM156 101H157V99H156ZM220 101V100H219ZM37 102V101H36ZM79 102H80V100H79ZM90 102V101H89ZM94 102H95V100H94ZM136 102H138V101H136ZM136 102L134 103L135 105H137L136 104ZM150 102H152V101H150ZM158 102V101H157ZM157 102H154V104H156ZM161 102V101H160ZM172 102V101H171ZM175 102V101H174ZM173 102V103H174ZM19 103V102H18ZM82 103H84V102H80L79 104H82ZM104 103V102H103ZM141 103V102H140ZM139 102H138V104H140ZM165 103V102H164ZM168 103H169V101H168ZM12 104H13V102H12ZM15 104H17V103H14V108L13 109H16V107H15ZM32 104V103H31ZM36 104V103H35ZM74 104V103H73ZM75 104H77V102L75 103ZM102 104V103H101ZM104 104H106V103H104ZM118 104V103H117ZM127 103H125V105H126ZM147 104H148V102H147ZM175 104V103H174ZM177 104V103H176ZM175 104V105H176ZM4 105V104H3ZM20 105V104H19ZM39 105V104H38ZM96 105H97V103H96ZM100 105V104H99ZM119 105V104H118ZM122 105V104H121ZM153 105V104H152ZM159 105V104H158ZM262 105V104H261ZM1 106V105H0ZM10 105H4V110H8V107H9ZM30 106V105H29ZM71 106V105H70ZM79 106H81V105H79ZM85 106H87V105H85ZM91 106H93V104L91 105ZM91 106H90V108H91ZM120 106V105H119ZM163 106H165V105H163ZM162 106V107H163ZM166 106H167V102H166ZM165 106V107H166ZM171 106V105H170ZM174 106V105H173ZM13 107V106H12ZM35 107V106H34ZM38 107H40V106H38ZM37 107V108H38ZM69 107V106H68ZM67 107V108H68ZM76 107V106H75ZM81 107H83V106H81ZM143 107V106H142ZM177 107V106H176ZM2 108V107H1ZM10 108H11V106H10ZM86 108V107H85ZM138 108H140V106L138 107ZM147 108V107H146ZM12 109V110H13ZM45 109V108H44ZM43 109V110H44ZM69 109V108H68ZM75 109H77V108H75ZM88 109V108H87ZM86 109V110H87ZM157 109V108H156ZM175 109V108H174ZM196 109V108H195ZM36 110V109H35ZM40 110V109H39ZM47 110V109H46ZM45 110V111H46ZM116 110V111H115ZM140 110H141V108H140ZM144 110H145V108H144ZM152 110V109H151ZM165 110V109H164ZM190 110V109H189ZM209 110V109H208ZM37 111V110H36ZM142 111V110H141ZM157 111H159V109H157ZM156 111V112H157ZM163 110H161V112H162ZM167 111V110H166ZM168 111H170V110H168ZM174 111V110H173ZM176 111V110H175ZM212 111V110H211ZM41 112H43L42 110H41ZM83 112H84V110H83ZM144 112V111H143ZM160 112V111H159ZM195 112V111H194ZM220 112V111H219ZM82 113V112H81ZM133 113V112H132ZM141 113V112H140ZM158 113V112H157ZM197 113V112H196ZM212 113V112H211ZM34 114V113H33ZM145 114V113H144ZM162 114V113H161ZM164 114V113H163ZM172 114V113H171ZM192 114V113H191ZM190 114V115H191ZM210 114V113H209ZM189 115V114H188ZM190 115H189V117H190ZM193 115V114H192ZM30 116V115H29ZM29 116L28 117H26V120H27V118H29ZM37 116V115H36ZM149 116V115H148ZM163 116V115H162ZM194 116V115H193ZM24 117V118H25ZM47 117V116H46ZM136 117V116H135ZM164 117H165V114H164ZM163 117V118H164ZM45 118V117H44ZM150 118H151V116H150ZM157 118V117H156ZM159 118V117H158ZM157 118V119H158ZM218 118V117H217ZM225 118V117H224ZM48 119H49V117H48ZM51 119H52V116H51ZM151 120H152V118H151ZM7 121V120H6ZM54 121V120H53ZM164 121V120H163ZM189 121V120H188ZM2 122V121H1ZM19 122V121H18ZM51 122H52V120H51ZM57 122V121H56ZM135 122H139V121H134V123ZM177 122V121H176ZM176 122H173V123H176ZM214 122V121H213ZM46 123V122H45ZM133 123V124H134ZM159 123H161V122H159ZM20 124V123H19ZM37 124H39V123H37ZM53 124H55V123H53ZM15 125H18L17 123L15 124ZM32 125V124H31ZM52 125V124H51ZM161 125V124H160ZM209 125H210V123H209ZM39 126V125H38ZM47 126H48V124H47ZM161 126H163V125H161ZM220 126V125H219ZM227 126V125H226ZM22 127V126H21ZM31 127V126H30ZM155 127V126H154ZM209 127V126H208ZM215 127V126H214ZM223 127V126H222ZM19 128V127H18ZM35 128V127H34ZM45 128V127H44ZM57 128H59V127H57ZM152 128V127H151ZM158 128V127H157ZM224 128V127H223ZM33 129V128H32ZM49 130L48 131H50V128H48ZM134 129V128H133ZM159 129V128H158ZM166 129H168V128H166ZM178 129V128H177ZM228 129H229V127H228ZM17 130V129H16ZM42 130V129H41ZM53 131H54V129H52ZM163 130V129H162ZM169 130V129H168ZM250 130V129H249ZM45 131H46V129H45ZM45 131H43V132H45ZM57 131V130H56ZM133 131V130H132ZM136 131V130H135ZM156 131H158V130H156ZM156 131H155V133H156ZM197 131V130H196ZM223 131H225V130H223ZM227 131V130H226ZM228 131H230L231 132V130H228ZM253 131V130H252ZM58 132V131H57ZM162 132V131H161ZM178 132V131H177ZM215 132H218V131H215ZM220 132V131H219ZM229 132V133H230ZM240 132V131H239ZM242 132H244V131H242ZM245 132H249V131H245ZM244 132V133H245ZM131 133V132H130ZM163 133V132H162ZM161 133V134H162ZM212 133V132H211ZM222 133V132H221ZM225 133V132H224ZM224 133H223V135H224ZM243 133V134H244ZM252 133V132H251ZM258 133V132H257ZM47 134H49V133H47ZM54 134H57L56 132L54 133ZM157 134V133H156ZM179 134H181L180 132H179ZM232 134V133H231ZM248 134V133H247ZM46 135V134H45ZM132 135V134H131ZM221 135V134H220ZM220 135H219V137H220ZM230 135V134H229ZM237 135H238V133H237ZM263 135V134H262ZM48 136V135H47ZM49 136H52V133L49 135ZM55 136V135H54ZM154 136V135H153ZM164 136H166V135H164ZM216 136V135H215ZM218 136V135H217ZM222 136V135H221ZM236 136V135H235ZM241 137H242V135H240ZM239 136V137H240ZM32 137V138H31ZM157 137H159V135L157 136ZM161 137H162V135H161ZM170 137V136H169ZM168 137V138H169ZM172 137H174V136H172ZM181 137V138H182ZM210 137V136H209ZM232 137V136H231ZM237 137V136H236ZM40 138H41V136H40ZM150 138H151V136H150ZM164 138H166V137H164ZM212 138V137H211ZM214 138V137H213ZM264 138V137H263ZM160 139V138H159ZM162 140H163V138H161ZM176 139V138H175ZM221 139H224V138H222L221 137ZM220 139V140H221ZM33 140H35V139H33ZM46 140V139H45ZM178 140V139H177ZM180 140V139H179ZM214 140H216V139H213V141ZM231 140H232V138H231ZM247 140V139H246ZM157 141V140H156ZM165 141V140H164ZM207 141H210V140H207ZM217 141V140H216ZM215 141V142H216ZM38 142V141H37ZM45 142V141H44ZM55 142H56V139H55ZM55 142H53V143H55ZM170 142V141H169ZM33 143V144H32ZM155 143H158V142H155ZM172 143V142H171ZM181 143H182V141H181ZM231 143V142H230ZM37 144V143H36ZM40 144H41V142H40ZM164 144H166V143H164ZM211 144V143H210ZM46 145V144H45ZM48 145V144H47ZM159 145V144H158ZM157 145V146H158ZM174 145V144H173ZM213 145H214V143H213ZM222 145V144H221ZM228 145V144H227ZM260 145V144H259ZM258 145V146H259ZM37 146H38V144H37ZM41 146H42V144H41ZM167 146V145H166ZM165 146V147H166ZM211 146V145H210ZM215 146V148H216V146H218V145H214ZM263 146H264V144H263ZM220 147V146H219ZM257 147V146H256ZM43 148V147H42ZM158 148V147H157ZM211 149H212V147H210ZM10 149V148H9ZM18 149V148H17ZM16 149V150H17ZM170 149V148H169ZM238 149V148H237ZM259 149H262V148H259ZM6 150V149H5ZM28 150H26V151H28ZM42 150V149H41ZM46 150V149H45ZM154 150V149H153ZM162 150V149H161ZM176 150V149H175ZM216 150H217V148H216ZM220 151H221V149H219ZM253 150H254V148H253ZM264 150V149H263ZM9 151V150H8ZM13 152L15 151L14 149L12 150ZM57 151H59V152H57ZM155 151V150H154ZM163 151H165V149L163 150ZM215 151V150H214ZM258 151V150H257ZM10 152V151H9ZM24 152V151H23ZM47 152V151H46ZM225 152H227V151H225ZM229 152V151H228ZM231 152V151H230ZM229 152V153H230ZM233 152V151H232ZM259 152V151H258ZM27 153V152H26ZM162 153V152H161ZM211 153V152H210ZM215 153V152H214ZM213 153V154H214ZM221 153H222V151H221ZM241 152H239L238 154H240ZM249 153V152H248ZM262 153V151L260 152V154ZM12 154V153H11ZM23 154V153H22ZM165 154V153H164ZM163 154V155H164ZM217 155H218V153H216ZM237 154V153H236ZM235 154V155H236ZM237 154V155H238ZM241 154H243L244 155V153H241ZM249 154H251V153H249ZM10 155V154H9ZM29 155V154H28ZM223 155V154H222ZM230 155V154H229ZM234 155V154H233ZM253 155V154H252ZM262 155V154H261ZM263 155H264V151H263ZM58 156H60V157H62V158H64V161L66 160V164H64V165H61L60 163H57L56 161H57V159H56V157H58ZM169 156H170V154H169ZM228 156V155H227ZM245 156V155H244ZM255 156V155H254ZM256 156H257V154H256ZM255 156V157H256ZM259 156V155H258ZM0 157H1V155H0ZM3 157V156H2ZM1 157V158H2ZM7 157V156H6ZM22 157V156H21ZM30 157V158H31ZM168 157V156H167ZM247 157H249V155L247 156ZM252 157V156H251ZM260 157V156H259ZM259 157H257V159L259 158ZM1 158H0V161H1ZM13 158V157H12ZM149 158H151V160L149 159ZM221 158V157H220ZM245 158V157H244ZM5 159V158H4ZM3 159V160H4ZM10 159V158H9ZM14 159V158H13ZM59 159V158H58ZM204 159V158H203ZM207 159V158H206ZM206 159L204 160V161H206ZM246 159V158H245ZM262 159V158H261ZM31 160V159H30ZM63 160V159H62ZM219 160V159H218ZM239 160V159H238ZM247 160V159H246ZM7 161V160H6ZM16 161H18V160H16ZM21 161V160H20ZM20 161H19V163H20ZM33 160H31L30 162H32ZM129 161H131V163H129ZM5 161H3V163H4ZM8 162V161H7ZM10 162V161H9ZM13 162H15V161H13ZM22 162V161H21ZM18 163V162H17ZM18 163V164H19ZM23 163H24V161H23ZM35 163V162H34ZM209 163V162H208ZM2 164V163H1ZM17 164V165H18ZM207 164V163H206ZM6 165V164H5ZM19 165H21V163L19 164ZM27 165V163L25 164V166ZM208 165V164H207ZM232 165V164H231ZM261 165H263V164H260V166ZM3 166V165H2ZM9 167H10V164L8 165ZM12 166V165H11ZM22 167L24 166L23 164L21 165ZM133 166V165H132ZM206 166V165H205ZM212 165H210V166H208V167H211ZM251 166V165H250ZM32 167V166H31ZM37 167V168H38ZM136 167V166H135ZM189 167V166H188ZM204 167V166H203ZM207 167V168H208ZM221 167V166H220ZM219 167V168H220ZM4 168L5 169H9L8 167H5L4 166ZM21 168V167H20ZM195 168V167H194ZM206 168V169H207ZM222 168V167H221ZM253 168V167H252ZM17 169V168H16ZM15 169V171H18V169L16 170ZM22 169H25V168H21V171H22ZM133 169V168H132ZM187 169V168H186ZM191 169V168H190ZM2 170V169H1ZM137 170V169H136ZM197 170H198V168H197ZM203 170V169H202ZM208 170H209V168H208ZM212 170V169H211ZM215 170V169H214ZM214 170H213V172H211V173H214ZM218 170V169H217ZM249 170V169H248ZM251 170H253V169H251ZM251 170H249V171H251ZM187 171V170H186ZM204 171V170H203ZM219 171V170H218ZM217 171V172H218ZM226 171V170H225ZM254 171V170H253ZM2 172H3V170H2ZM7 172H12V174L14 173V171H11L10 169L7 171ZM26 172V171H25ZM188 172H189V170H188ZM202 172V171H201ZM210 172V171H209ZM252 172V171H251ZM17 173V172H16ZM22 173V172H21ZM44 173V172H43ZM140 173V172H139ZM186 173V172H185ZM210 173V174H211ZM241 173H243V172H241ZM4 174V173H3ZM11 174V173H10ZM31 174V173H30ZM33 174V173H32ZM32 174H31V176H32ZM135 174V173H134ZM170 174V173H169ZM175 174V173H174ZM177 174V173H176ZM248 174V173H247ZM2 175V174H1ZM219 175V174H218ZM7 176V175H6ZM133 176V175H132ZM167 176V175H166ZM184 176V175H183ZM208 176V175H207ZM212 176V175H211ZM223 176V175H222ZM10 177V176H9ZM29 177V176H28ZM36 177V176H35ZM146 177H148V176H146ZM162 177V176H161ZM243 177V176H242ZM3 178V177H2ZM34 178V177H33ZM33 178L31 179V180H33ZM160 178V177H159ZM166 178H168V177H166ZM171 178V177H170ZM169 178V179H170ZM188 178V177H187ZM206 178V177H205ZM215 178V177H214ZM218 178V177H217ZM226 178V177H225ZM224 178V179H225ZM231 178V177H230ZM27 179V178H26ZM149 179V178H148ZM162 179V178H161ZM165 179V178H164ZM164 179H163V181H164ZM176 179V178H175ZM209 179H211V178H209ZM219 179V178H218ZM228 179V178H227ZM263 179V178H262ZM1 180V179H0ZM14 180V179H13ZM24 180V179H23ZM125 180H127V178L125 179ZM194 180V179H193ZM131 180H129V182H130ZM144 181V180H143ZM143 181H141V182H143ZM147 181V180H146ZM161 181V180H160ZM169 181V180H168ZM186 181H188V180H186ZM189 181H190V179H189ZM217 182H218V180H216ZM261 181V180H260ZM21 182V181H20ZM19 182V183H20ZM36 182V181H35ZM41 182V181H40ZM141 182H140V184H141ZM207 182V181H206ZM6 183V182H5ZM105 183V182H104ZM147 183V182H146ZM257 183V182H256ZM261 183V182H260ZM262 183H263V181H262ZM13 184V183H12ZM102 184V183H101ZM119 184V183H118ZM136 184V183H135ZM139 184V183H138ZM148 184V183H147ZM180 184V183H179ZM198 184V183H197ZM205 184V183H204ZM203 184V185H204ZM213 184V183H212ZM247 184V183H246ZM249 184V183H248ZM1 185V184H0ZM121 185V184H120ZM158 185V184H157ZM178 185V184H177ZM183 185H184V183H183ZM186 185V184H185ZM193 185V184H192ZM244 185V184H243ZM254 185V184H253ZM262 185V184H261ZM260 185V187H259V189L262 191L263 189H262V186ZM6 186V185H5ZM16 186V185H15ZM126 186H127V184H126ZM138 186V185H137ZM208 186V185H207ZM209 186H210V184H209ZM212 186V185H211ZM248 186V185H247ZM6 187H8V184H7V186ZM101 187H102V185H101ZM101 187H100V189H101ZM122 187V186H121ZM125 187V186H124ZM163 187V186H162ZM41 188V187H40ZM208 188V187H207ZM212 188V187H211ZM214 188V187H213ZM221 188V187H220ZM223 188V187H222ZM99 189V188H98ZM99 189V190H100ZM125 189V188H124ZM135 189V188H134ZM153 189V188H152ZM159 189V188H158ZM168 189V188H167ZM199 189V188H198ZM203 189V188H202ZM225 189V188H224ZM252 189H255V188H252ZM259 189H258V192H260L259 191ZM7 190V189H6ZM8 190H10V188L8 189ZM104 190V189H103ZM109 190H110V188H109ZM133 190V189H132ZM148 190V189H147ZM146 190V191H147ZM208 190H210V189H208ZM94 191V190H93ZM98 191V190H97ZM102 191V190H101ZM120 191V190H119ZM129 191H130V189H129ZM141 191V190H140ZM155 191V190H154ZM158 191V190H157ZM191 191V190H190ZM189 191V192H190ZM3 192V191H2ZM99 192V191H98ZM97 192V193H98ZM125 192H127L126 190H125ZM152 192V191H151ZM161 192V191H160ZM178 192V191H177ZM193 192V191H192ZM191 192V193H192ZM203 192V191H202ZM25 193V192H24ZM34 193V192H33ZM111 193H113V192H111ZM170 193V192H169ZM175 193V192H174ZM262 193V192H261ZM19 194V193H18ZM143 194H145V193H143ZM185 194V193H184ZM208 194V193H207ZM252 194H253V191H252ZM256 194V193H255ZM254 194V195H255ZM263 195L261 196V202L263 201V203H264V191H263V193H262ZM1 195V194H0ZM108 195V194H107ZM124 195V194H123ZM154 195V194H153ZM178 195V194H177ZM231 195H234V194H231ZM257 195H258V193H257ZM257 195H255V196H257ZM3 196V195H2ZM114 196V195H113ZM122 196V195H121ZM125 196V195H124ZM127 196V195H126ZM129 196V195H128ZM192 196H193V194H192ZM191 196V197H192ZM204 196V195H203ZM210 196V195H209ZM213 196V195H212ZM253 196V195H252ZM255 196H253V197H255ZM259 196H260V194H259ZM106 196H103L102 198H105ZM184 197H185V195H184ZM190 197V196H189ZM202 197V195L200 196V197H197V198H201ZM231 197H233V196H231ZM1 198V197H0ZM48 198V199H47ZM150 198V197H149ZM170 198V197H169ZM211 198V197H210ZM246 199H247V196L245 197ZM258 198V197H257ZM260 198V197H259ZM258 198V199H259ZM4 199H5V196H4ZM129 199V198H128ZM141 199H142V197H141ZM144 199V198H143ZM160 199V198H159ZM162 199V198H161ZM166 199V198H165ZM181 199V198H180ZM242 199H243V197H242ZM241 199V200H242ZM116 200H118V199H116ZM131 200H133L132 198H131ZM148 200V199H147ZM150 200V199H149ZM186 200V199H185ZM185 200H182L181 199V201H178L179 203H174L173 204V206H175V205H181L182 203H186V205H187V200L185 201ZM193 200V199H192ZM202 202L203 201H205V202H207L206 200H205V197H202ZM209 200V199H208ZM240 200V199H239ZM240 200V201H241ZM244 200V199H243ZM250 200V199H249ZM44 201V202H43ZM135 201V200H134ZM173 201H174V198H173ZM194 201H195V199H194ZM246 201H248V200H246ZM5 202V201H4ZM144 202V201H143ZM198 202V201H197ZM200 202V201H199ZM250 202V201H249ZM260 202V201H259ZM0 203H2V202H0ZM77 203V202H76ZM75 203V204H76ZM114 203V202H113ZM117 203V202H116ZM149 204H150V208L149 209H146V208H144L145 207V205H144V209H146V211L148 210L149 212H152L151 214L152 215H157L158 217V221H157V223H158V225L160 226L161 225V227L163 226V227H170V226H173L174 224H175V216H176V214L177 213H175V211H174V209H173V206L171 205V204H160V205H157L156 203H155V200L154 199H152L150 202H148ZM181 203V204H180ZM190 203H192L191 201H190ZM227 203V202H226ZM242 203V202H241ZM262 203V204H263ZM6 205H7V203H5ZM133 205H134V203H132ZM203 204V203H202ZM207 204V203H206ZM261 203H260V205H262ZM10 205V204H9ZM81 205V204H80ZM204 205V204H203ZM225 205V204H224ZM239 205V204H238ZM244 206H245V204H243ZM247 205H249V204H247ZM264 205V204H263ZM74 206V205H73ZM187 206H189L190 207V205H187ZM201 206V204L200 205H196V204H193V205H191V207H190V210H189V216H187V217H189V224L188 225H185L186 226V230L184 231V233H182V234H180L181 235V237L180 238H182L183 237V241H184V243L185 244H188V245H190V249H189V254L191 255V257L194 259L195 258V252H196V249L198 248V246H199V248H200V245H207V243L213 238L212 236L211 237H203L202 235H200L198 232L200 231V230H205V223L208 221H204L203 220V214H206V213H203L202 214V206ZM210 206H211V203H210ZM209 206V207H210ZM236 206V205H235ZM235 206H233V207H235ZM240 206V205H239ZM253 206V205H252ZM121 207V206H120ZM140 207V206H139ZM147 207V206H146ZM183 207H185L184 205H183ZM224 207V206H223ZM231 207V206H230ZM232 207V208H233ZM241 207V206H240ZM123 209L125 208V207H122ZM127 208V207H126ZM250 208H251V205H250ZM250 208H248V209H250ZM261 208H263V207H261ZM8 209H9V206H0V239L2 238V236H3V238H6V236H10L9 235V228L7 229L6 227H8V226H6L5 227V224L4 225H2V223H1V217L2 216H4V215H6V214H8ZM69 209H71V208H69ZM89 209V208H88ZM143 209V210H144ZM179 209V208H178ZM183 209V208H182ZM189 209V208H188ZM204 209H205V207H204ZM217 208H215V210H216ZM253 209V208H252ZM256 209V208H255ZM59 210V209H58ZM87 210V209H86ZM107 210V209H106ZM105 210V212H107ZM117 210H119V208L117 209ZM129 210V209H128ZM134 210V209H133ZM187 210V209H186ZM210 210V209H209ZM219 210V209H218ZM222 210V209H221ZM233 210V209H232ZM236 210V209H235ZM240 210V209H239ZM254 210V209H253ZM259 210V209H258ZM67 211V210H66ZM70 211V210H69ZM188 211V210H187ZM217 211V210H216ZM215 211V212H216ZM246 211V209L244 210V212H243V214L242 215H240L239 214V216L240 217H238V218H242V217H244L245 216V212ZM27 212V211H26ZM59 212H61V211H59ZM110 212V211H109ZM133 212V211H132ZM145 212V211H144ZM234 212H236V211H234ZM50 213V212H49ZM67 213H69L68 211H67ZM80 213V212H79ZM119 213H121V212H119ZM127 213H129V212H127ZM185 213V212H184ZM232 213V212H231ZM237 213V212H236ZM247 213H248V211H247ZM257 213V212H256ZM10 214V213H9ZM22 214H23V212H22ZM28 214H26V215H28ZM45 214H47V213H45ZM44 214V215H45ZM59 214V213H58ZM73 214V213H72ZM123 214V213H122ZM140 214V213H139ZM213 214H215V213H213ZM254 214V213H253ZM261 214V213H260ZM48 215V214H47ZM46 215V216H47ZM116 215V214H115ZM119 216H120V214H118ZM124 215H125V211H124ZM129 215H131V214H129ZM181 215H183V214H181ZM180 215V216H181ZM230 215H232V214H229L228 216H230ZM256 215V214H255ZM11 216H13V215H11ZM18 216V215H17ZM20 216V215H19ZM24 216V215H23ZM45 216V217H46ZM50 215H48V217H49ZM123 216V215H122ZM139 216V215H138ZM137 216V217H138ZM179 216V217H180ZM211 216V215H210ZM238 216V215H237ZM237 216H236V218H237ZM5 217V216H4ZM118 217V216H117ZM116 217V218H117ZM125 217H127V215L125 216ZM133 217H134V215H133ZM146 217H148V216H146ZM156 217V216H155ZM155 217H153V218H155ZM178 217V216H177ZM182 217V216H181ZM262 218H263V221H264V215H262L261 216ZM47 218V217H46ZM45 218V219H46ZM62 219H65V218H63V217H61ZM90 218V217H89ZM131 218H132V216H131ZM153 218H152V220H153ZM212 218V217H211ZM218 218V217H217ZM228 218V217H227ZM231 218V217H230ZM253 218H254V215H253ZM257 218H258V216H257ZM259 218H260V216H259ZM3 219V218H2ZM60 219V218H59ZM68 219V218H67ZM105 220H106V218H104ZM117 219H119V218H117ZM123 219H124V217H123ZM128 219V218H127ZM134 219H136V218H134ZM183 219H184V217H183ZM188 219V218H187ZM204 219H205V217H204ZM207 219V218H206ZM214 219V218H213ZM232 219V218H231ZM251 219H252V216H251ZM66 220V219H65ZM109 220V219H108ZM138 220V219H137ZM211 220V219H210ZM215 220V219H214ZM235 219L233 218V221H234ZM239 220V219H238ZM255 220V219H254ZM258 220V219H257ZM260 220V219H259ZM258 220V222H260ZM16 221V220H15ZM32 221V220H31ZM41 221V220H40ZM88 221V220H87ZM102 221V220H101ZM110 221H112L111 219H110ZM121 221V220H120ZM145 221V220H144ZM187 221V222H188ZM228 221V220H227ZM241 221V220H240ZM47 222V221H46ZM53 222V221H52ZM55 222V221H54ZM104 222V221H103ZM105 222H107V221H105ZM118 222V221H117ZM125 222V221H124ZM151 222V221H150ZM154 222V221H153ZM177 222V221H176ZM187 222H185V223H187ZM212 222V221H211ZM225 222H226V220H225ZM251 223H252V221H250ZM249 222V224H251ZM15 223H17V222H15ZM26 223V222H25ZM24 223V224H25ZM28 223L30 224V221H28ZM27 223V224H28ZM33 223V222H32ZM35 223V222H34ZM43 223H45V222H43ZM48 223V222H47ZM46 223V224H47ZM127 223V222H126ZM181 223H183L182 222V220H181ZM181 223L179 224V225H181ZM224 223V222H223ZM228 223V222H227ZM226 223V224H227ZM231 223V222H230ZM245 223V222H244ZM18 224V223H17ZM28 224V225H29ZM49 224V223H48ZM47 224V225H48ZM118 224H119V222H118ZM117 224V225H118ZM122 224V223H121ZM129 224V223H128ZM147 224V223H146ZM233 224V223H232ZM239 224V223H238ZM248 224V225H249ZM256 224H257V222H256ZM9 225V224H8ZM11 225H15V224H11ZM26 225V224H25ZM32 226H33V224H31ZM51 225V224H50ZM67 225V224H66ZM65 225V226H66ZM101 225V224H100ZM120 225V224H119ZM148 225V224H147ZM154 225H155V223H154ZM237 225V224H236ZM240 225V224H239ZM252 225V224H251ZM254 225V224H253ZM19 226V225H18ZM57 226V225H56ZM72 226V225H71ZM115 226H116V223H115ZM121 226V225H120ZM183 226V225H182ZM235 226V225H234ZM246 226V225H245ZM264 226V225H263ZM17 227V226H16ZM23 227V226H22ZM29 227V226H28ZM117 227V226H116ZM123 227V226H122ZM175 227H176V225H175ZM227 227L228 226H223L222 224H220V222H216L215 221V223L212 225V227H211V229L209 230V234L210 235H213V234H215V233H218V232H220V231H225L226 229H227ZM254 227V226H253ZM257 227V226H256ZM18 228V227H17ZM124 228V227H123ZM127 228V227H126ZM130 228V227H129ZM188 228V229H187ZM208 228V227H207ZM230 228V227H229ZM231 228L233 229V225L231 226ZM248 228V227H247ZM250 228V227H249ZM258 228H259V226H258ZM262 228V227H261ZM29 229V228H28ZM62 229V228H61ZM66 229H68V228H66ZM77 229V228H76ZM84 228H82V230H83ZM104 229V228H103ZM114 229V228H113ZM162 229V228H161ZM173 229V228H172ZM171 229V230H172ZM238 229V228H237ZM251 229V228H250ZM260 229V228H259ZM258 229V230H259ZM263 229H264V227H263ZM26 230V229H25ZM33 230V229H32ZM36 230V229H35ZM53 230V229H52ZM57 230V229H56ZM78 230V229H77ZM80 230V229H79ZM105 230V229H104ZM160 230V229H159ZM171 230H169V232L171 231ZM208 230V229H207ZM44 231H47V230H44ZM58 231H59V228H58ZM145 231V230H144ZM153 231V230H152ZM158 231V230H157ZM165 231H166V229H165ZM173 231V230H172ZM236 231V230H235ZM240 231V230H239ZM256 231H257V229H256ZM255 231V232H256ZM13 232V231H12ZM43 232V231H42ZM75 232V231H74ZM106 232H107V230H106ZM133 232V231H132ZM149 232V231H148ZM161 232V231H160ZM181 232V231H180ZM241 232H242V230H241ZM251 232V231H250ZM252 232H254V231H252ZM259 232V231H258ZM11 233V232H10ZM16 233V232H15ZM48 233V232H47ZM53 233H55V230L53 231ZM58 233V232H57ZM80 233V232H79ZM167 233V232H166ZM176 233V232H175ZM178 233V232H177ZM204 233V232H203ZM202 233V234H203ZM222 233V232H221ZM228 233V232H227ZM261 233H263V231L261 230ZM113 234V233H112ZM145 234V233H144ZM161 234V233H160ZM173 234V233H172ZM205 234V233H204ZM219 234V233H218ZM244 234H246V233H244ZM251 234V233H250ZM22 235V234H21ZM31 235V234H30ZM29 235V236H30ZM49 234H47V236H48ZM107 235H110V234H108L107 233ZM146 235V234H145ZM171 235V234H170ZM217 235V234H216ZM230 235V234H229ZM234 235V234H233ZM241 235V234H240ZM253 236H254V234H252ZM14 236V235H13ZM42 236V235H41ZM40 236V237H41ZM45 236V235H44ZM59 236V235H58ZM71 236V235H70ZM72 236H74V235H72ZM114 236V235H113ZM149 236H151L150 234H149ZM222 236V235H221ZM237 236V235H236ZM239 236V235H238ZM247 236V235H246ZM109 237H111L112 238V235H110ZM115 237V236H114ZM113 237V238H114ZM139 237V236H138ZM163 237V236H162ZM161 237V238H162ZM177 237V236H176ZM175 237V238H176ZM220 237V236H219ZM232 237H235V236H232ZM262 237V236H261ZM25 238H26V236H25ZM52 238L53 239H55L53 236H52ZM51 238V239H52ZM57 238V237H56ZM78 238V237H77ZM81 238V237H80ZM151 238V237H150ZM240 238V237H239ZM264 238V237H263ZM10 239V238H9ZM14 239V238H13ZM16 239V238H15ZM43 239V238H42ZM52 239V240H53ZM62 239V238H61ZM167 239H168V237H167ZM217 239H220V238H217ZM216 239V240H217ZM225 239V238H224ZM227 239V238H226ZM246 239V238H245ZM250 239V238H249ZM253 239V238H252ZM258 239V238H257ZM4 240V239H3ZM22 240V239H21ZM24 240H26V239H24ZM29 240V239H28ZM32 240V239H31ZM44 240V239H43ZM47 240H49V239H47ZM114 240V239H113ZM136 240V239H135ZM222 240V239H221ZM230 240V239H229ZM238 240H240V239H238ZM254 240V239H253ZM252 240V241H253ZM39 241H41V240H39ZM46 241V240H45ZM56 241V240H55ZM55 241H54V243H55ZM76 241V240H75ZM173 240L171 239V242H172ZM237 241V240H236ZM260 241V240H259ZM262 241H264V239H262ZM262 241H261V245H262ZM9 242V241H8ZM13 242V241H12ZM14 242H15V240H14ZM17 242V241H16ZM26 242V241H25ZM30 242V241H29ZM50 242V241H49ZM219 242V241H218ZM249 242H250V240H249ZM2 243V242H1ZM6 243V242H5ZM22 243V242H21ZM24 243V242H23ZM37 243H38V241H37ZM43 243H45L44 241H42V244ZM53 243V242H52ZM58 244H59V241L57 242ZM62 243V242H61ZM76 243V242H75ZM103 242H101V244H102ZM163 243V242H162ZM165 243V242H164ZM211 243V246H212V241L210 242ZM214 244H215V242H213ZM245 243V242H244ZM11 244H14V243H11ZM10 244V245H11ZM29 244V243H28ZM35 244V243H34ZM47 245H48V243H46ZM45 244V245H46ZM65 244V243H64ZM88 244V243H87ZM110 244H112V243H110ZM116 244V243H115ZM114 244V245H115ZM166 244V243H165ZM177 244V243H176ZM180 244V243H179ZM231 244V243H230ZM235 244V243H234ZM253 244H255V243H253ZM260 244V243H259ZM15 245V244H14ZM37 245V244H36ZM35 245V246H36ZM50 245V244H49ZM120 245V244H119ZM237 245H239V244H237ZM247 245V244H246ZM18 246V245H17ZM22 246V245H21ZM28 245H23L22 247H27ZM33 246V245H32ZM43 245H41L40 247H42ZM53 246V245H52ZM55 246H56V244H55ZM62 246V245H61ZM133 246V245H132ZM163 246V245H162ZM161 246V247H162ZM178 246V245H177ZM216 246V245H215ZM245 246V245H244ZM253 246V245H252ZM257 246V245H256ZM263 246V245H262ZM11 247V246H10ZM15 247H16V245H15ZM46 247V246H45ZM49 247V246H48ZM118 247V246H117ZM210 247V246H209ZM208 247V248H209ZM19 248V247H18ZM31 248V247H30ZM43 248V247H42ZM56 249L58 248V247H55ZM60 248V247H59ZM58 248V249H59ZM71 248V247H70ZM81 248V247H80ZM121 248H122V246H121ZM207 248V247H206ZM238 248V247H237ZM242 248V247H241ZM248 248V247H247ZM246 248V249H247ZM250 248V247H249ZM248 248V249H249ZM259 248V247H258ZM4 249V248H3ZM21 249V248H20ZM54 249V248H53ZM53 249H52V251H53ZM65 249V248H64ZM120 249V248H119ZM145 249V248H144ZM161 249V248H160ZM262 249V248H261ZM260 249V250H261ZM29 250V249H28ZM27 250V251H28ZM32 250H33V248H32ZM41 250V249H40ZM45 250H47V247H46V249ZM48 250H50V248H48ZM103 250V249H102ZM163 250V249H162ZM178 250V249H177ZM208 250V249H207ZM230 250H231V248H230ZM233 250V249H232ZM251 250V249H250ZM252 250H254L255 251V249H252ZM257 250V249H256ZM23 251V250H22ZM27 251H26V253H27ZM34 251H36V249L34 250ZM34 251L33 252H31V254L32 253H34ZM74 251V250H73ZM128 251V250H127ZM204 251H206L205 249H204ZM215 251H216V254L214 255L215 256V258H214V260H210V261H207L208 262V264H214V263H217V262H219V261H221V260H223V257L224 256H226V255H228L227 253V248H226V246H224L223 244H220V242H219V244L215 247ZM258 251H259V249H258ZM30 252V251H29ZM42 252V251H41ZM49 252V251H48ZM65 252L67 253L68 251L67 250H65ZM164 252V251H163ZM175 252V251H174ZM241 252H242V249H241ZM19 253V252H18ZM66 253H65V255H63V256H66ZM85 253V252H84ZM146 253V252H145ZM215 253V252H214ZM246 253V252H245ZM251 253V252H250ZM259 253V252H258ZM261 253V252H260ZM263 253V252H262ZM259 254V255H263V254ZM2 254V253H1ZM20 254H21V252H20ZM25 254V253H24ZM47 253H45V255H46ZM50 254V253H49ZM63 254V253H62ZM73 254H74V252H73ZM86 254V253H85ZM121 254V253H120ZM126 254V253H125ZM124 254V255H125ZM133 253H131V255H132ZM158 254V253H157ZM169 254V253H168ZM167 254V255H168ZM173 254V253H172ZM181 254V253H180ZM179 254V255H180ZM200 254H202V253H200ZM212 254V253H211ZM18 255V254H17ZM27 255H28V253H27ZM53 255H55L54 253H53ZM61 255V254H60ZM71 255V254H70ZM75 255V254H74ZM73 255V256H74ZM134 255H136V254H134ZM155 255V254H154ZM166 255V254H165ZM174 255V254H173ZM185 255V254H184ZM203 255V254H202ZM208 255V254H207ZM206 255V256H207ZM243 255V254H242ZM252 255V254H251ZM10 256V255H9ZM40 256V255H39ZM57 256V255H56ZM62 256V257H63ZM156 256V255H155ZM155 256H153V257H155ZM240 256H241V253H240ZM264 256V255H263ZM1 257V256H0ZM7 257V256H6ZM6 257H4V255H3V258H1V261H2V264H4L5 262L6 263H14V262H16V261H14L12 258H6ZM21 257V256H20ZM28 257V256H27ZM51 257H52V255H51ZM54 257V256H53ZM61 257V256H60ZM125 257H129V255L127 256V255H125ZM157 257V256H156ZM155 257V258H156ZM164 257H166V256H163V259H165ZM168 257V256H167ZM171 257H173L172 255H171ZM171 257H170V259H171ZM191 257H190V260H193V259H191ZM197 257H199V256H197ZM234 257V256H233ZM237 257H238V255H237ZM252 257V256H251ZM250 257V255L248 254L245 258H244V260L245 261H247V262H243L242 264H252V263H254V261H256V260H252V263L249 261V258H251ZM259 257V256H258ZM261 257V256H260ZM29 258V257H28ZM65 258V257H64ZM79 258V257H78ZM83 258V257H82ZM182 258V257H181ZM183 258H185V257H183ZM182 258V259H183ZM187 258H188V256H187ZM210 258V257H209ZM212 258V257H211ZM240 258V257H239ZM27 259V258H26ZM30 259V258H29ZM34 259V258H33ZM61 258H59V260H60ZM70 258L68 257V259H66V260H69ZM123 259V258H122ZM122 259H120V260H122ZM133 259H135V258H133ZM168 259V258H167ZM169 259V260H170ZM174 258H172L171 260H173ZM177 259H179L178 257H177ZM228 259H230V258H228ZM233 259V258H232ZM259 259V258H258ZM262 259V258H261ZM25 260V259H24ZM81 260V259H80ZM85 260H86V258H85ZM126 260V259H125ZM180 260V259H179ZM178 260V261H179ZM204 260V259H203ZM225 260V259H224ZM238 260V259H237ZM240 260V259H239ZM241 260H242V257H241ZM264 260V259H263ZM263 260H262V262H263ZM26 261V260H25ZM129 261V260H128ZM138 261V260H137ZM154 261H155V259H154ZM227 261V260H226ZM236 261V260H235ZM258 261H260V260H258ZM33 262V261H32ZM67 262V261H66ZM66 262H65V264H66ZM99 262H100V260H99ZM143 262V261H142ZM172 262V261H171ZM202 262V261H201ZM204 262V261H203ZM56 263V262H55ZM70 263V262H69ZM104 263V262H103ZM154 263H156V262H154ZM170 263V262H169ZM174 263V262H173ZM177 263V262H176ZM175 263V264H176ZM181 264H185L184 262H180ZM193 263V262H192ZM231 263V262H230ZM239 263V262H238ZM258 263H260V262H258ZM257 263V264H258ZM264 263V262H263ZM18 264H21V263H18ZM56 264H58V263H56ZM63 264V263H62ZM83 264V263H82ZM98 264V263H97ZM139 264V263H138ZM172 264V263H171ZM179 264V263H178ZM218 264V263H217ZM224 264V263H223ZM235 264V263H234ZM255 264V263H254Z\"/></svg>", "mask_w": 264, "mask_h": 264}]
</instances>
